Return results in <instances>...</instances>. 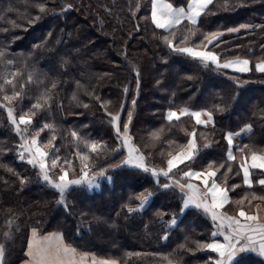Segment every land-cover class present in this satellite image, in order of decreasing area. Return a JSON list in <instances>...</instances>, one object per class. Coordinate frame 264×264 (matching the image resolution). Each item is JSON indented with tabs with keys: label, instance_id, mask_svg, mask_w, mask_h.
Wrapping results in <instances>:
<instances>
[{
	"label": "trees",
	"instance_id": "obj_1",
	"mask_svg": "<svg viewBox=\"0 0 264 264\" xmlns=\"http://www.w3.org/2000/svg\"><path fill=\"white\" fill-rule=\"evenodd\" d=\"M167 1L184 6L188 0ZM150 11L151 0H0V52L4 53L0 84L5 77L12 79L11 73H20L15 78V90L22 93L13 101L16 117L28 113L46 92L51 96L26 133L32 137L39 132L41 147L56 137L52 145L59 161L52 175L59 174L61 167L68 168L65 160L71 161L69 177L81 175L75 153L88 149L72 132L107 145L101 154H91L88 169L89 175L101 169L106 174L98 176L93 187L70 186L59 203V191L41 179L37 167L20 158L19 134L6 109L0 108L3 264H20L25 258L31 228L39 233L60 231L65 243L79 253L116 258L119 264H168V260L210 264L215 260L214 252L198 244L220 239L212 236L217 225L195 206L181 211L185 193L175 185L161 187L171 184L168 177L157 178L129 166L112 167L127 155V148L117 138L109 113H119L123 132L132 112L131 142L156 169L166 168L167 154L180 150L188 133L195 130L198 152L192 161L174 169L172 179L185 183L184 171L207 170L212 165L213 170L219 169L215 179L230 196L224 214L234 216L230 210H238L237 202L245 197L243 205L249 200L253 207L259 201L264 204V185H243L238 160H227L225 139L226 133L250 125L252 131L234 149L247 145L245 155L250 151L264 154V73L255 69L257 62L264 61V0H213L196 25L181 23L169 31L153 25ZM230 28L239 31L228 32ZM210 32L223 33L208 46L221 63L247 58L251 70L205 67L200 60L173 51L163 39H172L175 33L174 46L197 47ZM185 36L187 40L181 43ZM5 94H13L12 86L0 91V102ZM184 107L211 111L213 123L199 126L190 116L167 121L169 110ZM45 124L53 127L40 131ZM159 129H163L161 139L152 140L149 134ZM169 141L174 143L169 145ZM45 150L53 152L51 147ZM50 159L51 155L49 163ZM147 192L153 193L148 203L129 213L128 207L139 206L135 197ZM173 218L176 223L171 225ZM238 264H264V258L247 252L240 255Z\"/></svg>",
	"mask_w": 264,
	"mask_h": 264
},
{
	"label": "snow or ice",
	"instance_id": "obj_2",
	"mask_svg": "<svg viewBox=\"0 0 264 264\" xmlns=\"http://www.w3.org/2000/svg\"><path fill=\"white\" fill-rule=\"evenodd\" d=\"M213 3V0H190L187 5V10L183 7L175 8L172 3L167 2V0H151V20L156 28L169 30L179 25L183 20H188L192 24H196L198 18L202 16L208 9V6ZM70 8L71 5H68ZM40 11H45L44 6H40ZM38 18V17H37ZM247 25H241L240 28H246ZM228 32L239 31V28H230ZM172 39L168 36L163 37L165 42L168 44L173 51L187 54L193 59L200 60L205 67L209 64H214L217 70L233 68L238 72H248L249 60L235 58L233 60H228L223 63L220 62L219 57L213 52L209 51L208 46L214 45L215 42L219 40V37L223 35L222 32H210L204 35V40L201 41V44L197 48H203L204 50H197V48L192 47H177L173 45V40L175 39V33H172ZM187 40L185 36L181 43H184ZM4 55L3 52H0V57ZM12 63L11 61L8 62ZM256 71L264 73V61H260L255 65ZM20 75L19 72L11 73L12 79L4 78L3 84H0V91L5 90V86H12L13 94L12 95H3L2 101L0 102V108H5L8 114V118L11 124L14 126L17 134L21 135L23 143L20 144L22 149L20 153V158H25V153L28 154V163L33 166H37L40 169V176L42 179L47 182L51 187L57 189L60 193L61 200L59 203L64 202V195L67 190L72 185H80L87 183L88 185H93L96 182L98 176H104L106 174L105 169H101L99 173H94L89 175L88 169L90 167L89 161L91 159V154L95 153L97 155L101 154L106 148L107 145L98 142V141H89L78 135L76 132H72L71 135L80 143L84 145L87 152L77 151L75 153L76 157L81 162V175L78 179H69L68 171L71 168V161L65 160V163L68 164V168L61 167L60 175L53 179L52 172L57 168L59 157L55 154L54 146L52 141L56 139L53 135L48 145L41 147L38 143L39 132L33 135L31 138H26L24 133L27 132L28 126L32 124V119L36 115V112L48 104L51 99V96L46 92L42 95L35 104L32 105V108L28 113L20 115L17 119L15 116V107L13 106V101H17L21 98L22 93L15 90V78ZM32 81L31 75L28 77V82ZM56 84H52L54 89ZM23 88V85H21ZM50 91V90H49ZM127 91V89H125ZM41 101L43 103H41ZM135 101H133V104ZM87 107V105H85ZM218 110L219 106H217ZM111 116V122L115 128L116 136L122 141V146L127 148V155L120 161L119 164L113 165L112 167H121L129 166L143 170L144 172H150L154 177H159L163 175L168 177L171 180V184H163L161 187L169 188L175 185L178 187L181 192L185 193L183 197V207L181 211L187 209L190 205L195 206L196 208H202L206 214H210L214 222H218L217 229L218 231L213 232L212 236L216 237L217 235H223L224 242L221 243L219 240H212L210 243L198 244V247L211 250L217 254L215 260H211L210 264H238L239 254L247 252H256L261 257H264V223L259 222V216L247 214L243 207L239 209L238 217L237 216H228L219 210L224 207L225 204L229 203V197L227 190L221 188L219 184L216 183L215 177L219 169L213 170V166L209 165V168L206 171H193L189 168L188 171L182 173V177L186 179L185 183H181L179 179H172L171 174L174 169H177L180 165L186 164V162L192 161L197 152V143H196V132L193 130L188 135L191 137L186 146L180 147V150L175 154L169 152L168 159L166 161L167 167L156 169L150 167L146 162V157L141 150L136 147L131 142V136L129 135V124L132 120V112L128 113V122L123 124V132H121L120 115L108 114ZM190 116L194 118L197 125H207L213 123V114L211 111L202 110V111H192L187 107L180 108L178 111L169 110L166 116L168 122H178L183 117ZM201 117H206L202 119ZM24 126L23 128L21 126ZM53 126L45 124L40 131H43L45 128L51 129ZM252 131L250 125L240 129V132L233 133L228 132L225 135V139L229 145V151L227 153V160L236 161V155L233 153V141L234 138L241 135V133H250ZM163 129H159L151 132L149 135L152 140L159 141L161 139V134ZM169 145H172L174 142L169 141ZM209 145L205 144V147ZM53 148V152L50 154L49 151L45 148ZM79 148V144L77 145ZM245 148H248L247 145L244 148H239L238 152L241 154L239 167L243 172V183L248 187H252L253 181L251 178V170H264V154H258L255 151H250L249 155H245ZM113 151H119V148L113 149ZM51 155L50 163L49 157ZM223 167V165H221ZM231 171V168L228 169ZM198 180L203 185L201 188L199 185L191 183V180ZM23 182V181H22ZM260 185H264V179L256 181ZM153 195L152 192L141 193L135 197L139 200V206L137 208L128 207V212H136L144 207L148 203L149 199ZM255 194L253 199H255ZM264 199V197H261ZM247 200V197L242 198L237 203L243 205ZM250 204L251 201L249 200ZM162 218V216H161ZM243 218V221L240 219ZM11 223V222H9ZM176 223L175 218L169 221V224L174 225ZM225 229H227V234H225ZM5 235H9L5 233ZM26 255L29 259L26 261V264H86L88 260L91 261V264H118L116 260H107V259H97L95 256L89 257L86 253H79L77 249L66 245L63 241V237L60 234H52L49 237L43 238V240L37 238L36 230H32V238L28 244V251ZM4 257V245L0 244V264H3ZM165 259H168L165 257ZM168 264H173L171 260H168Z\"/></svg>",
	"mask_w": 264,
	"mask_h": 264
},
{
	"label": "crops",
	"instance_id": "obj_3",
	"mask_svg": "<svg viewBox=\"0 0 264 264\" xmlns=\"http://www.w3.org/2000/svg\"><path fill=\"white\" fill-rule=\"evenodd\" d=\"M168 2V1H167ZM190 2V0H188L187 1V3L184 5V6H174L173 5V7H175V8H181V7H183V8H185L186 10H187V5H188V3ZM170 3V2H169ZM150 17H151V11H150ZM152 21V20H151ZM198 21H199V18H198ZM198 21H197V23H198ZM153 23V22H152ZM181 23H188V24H190V25H196V24H192L190 21H188V20H183ZM180 23V24H181ZM154 25V24H153ZM155 26V25H154ZM178 26V25H177ZM176 27V26H175ZM173 29V28H172ZM161 30H163V31H169V30H171V29H169V30H164V29H161ZM187 47H190V46H187ZM192 48H197V47H192ZM197 50H204L203 48H197ZM207 50H209V51H212L211 49H207ZM214 52V51H213ZM215 53V52H214ZM216 54V53H215ZM217 55V54H216ZM240 59H247V58H240ZM228 60H233V59H228ZM228 60H226V61H228ZM247 60H249V59H247ZM225 62V61H224ZM249 62H250V60H249ZM223 63V62H222ZM258 63V62H257ZM256 65V64H255ZM249 68H250V70H251V68H252V65H251V62L249 63ZM229 70H231V71H235L233 68H228ZM256 69V68H255ZM236 72H238V71H236ZM249 72V71H248ZM241 73H247V72H241ZM173 111H178V110H173ZM195 111H202V110H195ZM202 119H206V117H201ZM193 120H194V118H193ZM194 122H195V120H194ZM196 124V123H195ZM211 124V123H210ZM197 125V124H196ZM207 125H209V124H207ZM207 125H199V126H207ZM246 126V125H245ZM245 126H243V127H245ZM242 127V128H243ZM241 129V128H240ZM240 129H238L237 131H234L233 133H237V132H240ZM250 133H241V135H239V136H237V137H235L234 138V141H233V148H232V151H233V153L236 155V160H238V162H240V158H241V154L238 152V149H234V147H239V144H240V142H241V140L243 139V138H245V137H247L248 135H249ZM191 137H189L188 138V140L190 139ZM188 140L186 141V143L183 145V146H186L187 145V142H188ZM226 142H227V140H226ZM227 145H228V143H227ZM179 151V150H178ZM177 151V152H178ZM228 151H229V145H228V150H227V153H228ZM226 153V154H227ZM258 153V152H257ZM258 154H261V153H258ZM247 155H249V154H247ZM193 171H206V170H196V169H192ZM188 171V170H187ZM253 171H259V172H262V176H256V177H254V174H253ZM241 178H242V183H243V172H242V170H241ZM251 178H252V181H253V184H257V185H260V184H258L256 181H258V180H260V179H264V170H251ZM186 180V179H185ZM216 180V179H215ZM185 182H188V181H185ZM191 183H194V184H197V185H199L201 188H203V185L201 184V182L200 181H198V180H195V179H193V180H191L190 181ZM216 183L217 184H219L220 186H221V188H224V189H226L227 190V188L226 187H224L223 185H221L217 180H216ZM252 184V185H253ZM243 185L244 186H246V187H248L247 185H245L244 183H243ZM227 193H228V197H229V201H230V196H229V192H228V190H227ZM228 204V203H227ZM227 204H225L224 205V207L222 208V209H220L219 211L220 212H222L223 213V209H225V207L227 206ZM199 209H201L203 212H204V210L202 209V208H199ZM238 212H239V210H238ZM238 212H237V214L236 215H234V216H237L238 217ZM205 213V212H204ZM247 214H249V215H257L258 214V216H259V222L260 221H262V219H261V216H262V214H261V208H260V205L259 204H256V207H255V211L254 212H250V213H247ZM210 218H211V215L210 214H207ZM212 219V218H211ZM242 221H243V218H240ZM215 224L217 225L218 224V222H215ZM33 229H35L36 230V233H37V238L38 239H41V240H43V238H45V237H49V236H51L52 234H60V235H62V233L60 232V231H57V230H52V231H47V232H44V233H39V231L36 229V228H31L30 230H29V235H28V239H27V245H26V248H25V258L21 261V263L20 264H26V261L29 259V257L26 255V253H27V251H28V244H29V241H30V239L32 238V230ZM225 234H227V229H225ZM220 236V239H215V240H219V242H221V243H223L224 242V240H223V235H219ZM63 237V236H62ZM63 241H64V239H63ZM210 242H212V240L210 241ZM209 242V243H210ZM64 243H65V241H64ZM66 244V243H65ZM67 245V244H66ZM211 251V250H210ZM251 252V251H250ZM81 253H85V252H81ZM256 253V252H255ZM86 254H88V256L89 257H91V256H95L97 259H107V260H116L117 262H118V264H119V261L116 259V258H110V257H99V256H96V255H94V254H92V253H86ZM257 254V253H256ZM86 264H91V261L90 260H88L87 262H86Z\"/></svg>",
	"mask_w": 264,
	"mask_h": 264
},
{
	"label": "rangeland",
	"instance_id": "obj_4",
	"mask_svg": "<svg viewBox=\"0 0 264 264\" xmlns=\"http://www.w3.org/2000/svg\"><path fill=\"white\" fill-rule=\"evenodd\" d=\"M17 119L19 118V117H16ZM22 128L24 127L23 125L21 126ZM24 136L26 137V138H31V137H29L28 135H27V133H24ZM19 137H20V144L21 143H23V140L21 139V135H19ZM21 149V148H20ZM21 151H22V149H21ZM21 151H20V153H21ZM177 152V151H176ZM175 152V153H176ZM174 153V154H175ZM25 159L28 161V154L27 153H25ZM35 167H37V166H35ZM37 169H38V171H39V173H40V169L37 167ZM74 171V170H73ZM72 171V172H73ZM60 175V172H59V174H57L55 177L53 176V179H55L56 177H58ZM91 176V175H90ZM80 177V176H79ZM79 177H74V178H71V177H69V179H78ZM41 179H42V177H41ZM43 180V179H42ZM44 181V180H43ZM47 183V182H46ZM48 184V183H47ZM84 184H87V183H84ZM49 185V184H48ZM96 184H93V185H89L90 187H93V186H95ZM53 188V187H52ZM55 189V188H54ZM55 190H57V189H55ZM58 191V190H57ZM257 204H259L260 205V208H261V214H262V216H261V219H262V221H260V223H264V204H262L260 201L259 202H257ZM243 207V209H244V211L246 212V213H250V212H254L255 211V207H256V205L253 207V206H250L249 205V203L247 202L245 205H243L242 206ZM241 208V205L238 207V210ZM237 210V208H233V209H231L230 210V213L229 214H237V212H238V210ZM217 231H218V229H217ZM250 253H254V254H256L255 252H250ZM244 254V253H243ZM240 255H242V254H239V256ZM256 255H258V254H256ZM216 258H217V254L215 253V255H214ZM260 256V255H259ZM215 258V259H216ZM262 258H264V257H262Z\"/></svg>",
	"mask_w": 264,
	"mask_h": 264
}]
</instances>
